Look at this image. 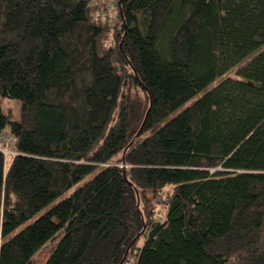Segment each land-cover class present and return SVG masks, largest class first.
Here are the masks:
<instances>
[{
    "label": "trees",
    "instance_id": "16d2710c",
    "mask_svg": "<svg viewBox=\"0 0 264 264\" xmlns=\"http://www.w3.org/2000/svg\"><path fill=\"white\" fill-rule=\"evenodd\" d=\"M113 4L0 0V264H264V0Z\"/></svg>",
    "mask_w": 264,
    "mask_h": 264
},
{
    "label": "rangeland",
    "instance_id": "374dc122",
    "mask_svg": "<svg viewBox=\"0 0 264 264\" xmlns=\"http://www.w3.org/2000/svg\"><path fill=\"white\" fill-rule=\"evenodd\" d=\"M109 2L111 3V6L112 7H108L107 11L108 13L110 12V14H114L115 13V6L113 3H115V0H109ZM237 67H234L230 72H228L226 75L228 74H231L233 71L236 70ZM219 79H217L213 85L218 81ZM196 98V96H194L193 98H191L190 100H188L185 104H182L178 109L177 111H180L181 109H183L184 107H186L191 101H193L194 99ZM1 106H2V110L4 113L6 114H9L10 117L12 119H16L18 116H19V113H20V101L18 99H15V98H7V97H1ZM176 112V111H175ZM175 112H173L170 117L175 114ZM13 148V146L11 147ZM11 157L12 155L11 154H8L7 157H6V163H7V166L10 164V160H11ZM6 165V164H5ZM6 166V167H7ZM122 166V164H121ZM5 167V168H6ZM127 167V165L125 166ZM85 179V178H84ZM83 181V180H82ZM81 182V181H80ZM78 182L77 184H75L74 186H72L68 191H66L65 193H63L62 195L58 196L52 203H50L49 205L43 207L42 209H40L38 212H36V214L31 218V219H28L26 221H24L22 224H20V226H18V228H21L22 226L30 223L34 218L38 217L39 215H41L44 211H46V209H48L53 203H55L58 199L60 198H63L64 196L68 195L75 187H77L79 185ZM159 211L160 213H162V208L159 207ZM60 237V234H58V236L56 237L55 239V242L54 244L57 242V240L59 239ZM49 253V248L47 246H44L42 247L38 253H37V261L38 263L42 264L47 255Z\"/></svg>",
    "mask_w": 264,
    "mask_h": 264
},
{
    "label": "built area",
    "instance_id": "2783aa9c",
    "mask_svg": "<svg viewBox=\"0 0 264 264\" xmlns=\"http://www.w3.org/2000/svg\"><path fill=\"white\" fill-rule=\"evenodd\" d=\"M14 142H15L14 137L10 132L0 131V151L4 155V161L6 164L5 166H7V163H6L7 155L11 154L13 157L16 154V152L14 151ZM12 146H13V148H11ZM12 157H11V160H12ZM11 160H10V162H11ZM126 264H131V261L130 260L126 261Z\"/></svg>",
    "mask_w": 264,
    "mask_h": 264
}]
</instances>
